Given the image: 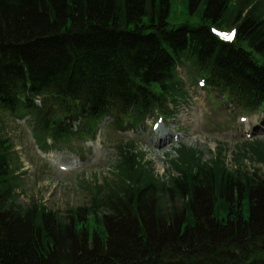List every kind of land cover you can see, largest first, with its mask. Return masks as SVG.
Masks as SVG:
<instances>
[{"label": "trees", "instance_id": "trees-1", "mask_svg": "<svg viewBox=\"0 0 264 264\" xmlns=\"http://www.w3.org/2000/svg\"><path fill=\"white\" fill-rule=\"evenodd\" d=\"M172 5L0 0V264H264V168H243L248 156L264 167V140L238 146L235 168L181 144L164 178L132 141L88 207L17 200L6 116L29 118L48 151L96 142L105 123L129 132L170 118L188 86L244 115L264 110V0H187L198 21L174 25Z\"/></svg>", "mask_w": 264, "mask_h": 264}, {"label": "rangeland", "instance_id": "rangeland-1", "mask_svg": "<svg viewBox=\"0 0 264 264\" xmlns=\"http://www.w3.org/2000/svg\"><path fill=\"white\" fill-rule=\"evenodd\" d=\"M186 3L187 0H173L169 23L198 21V18L188 14ZM187 91L188 99L170 118L154 114L145 120L141 129L129 132L115 130L105 123L99 128L97 142L79 140L74 147L63 146L48 151L35 142L29 118L21 121L6 116L3 130L15 151L12 167L21 174L17 200L27 206L31 203L44 205L47 211L62 214L72 208L88 207L92 197L90 186L116 180L118 147L132 141L136 150L145 157L144 162H148L146 166L159 178H164L172 172L169 160L175 155L174 149L181 144L198 149L206 161H211L221 152L227 165L235 168L237 163L234 158L239 147L244 143L264 140V110L244 115L229 102L210 95L202 85L188 86ZM163 120L167 124L166 131H171L175 138L164 148L165 152L152 145L150 139ZM48 144L52 146L53 143ZM52 154L72 156L77 165L60 172L59 166H54L48 157ZM248 157L243 166L246 171L264 168Z\"/></svg>", "mask_w": 264, "mask_h": 264}, {"label": "bare ground", "instance_id": "bare-ground-1", "mask_svg": "<svg viewBox=\"0 0 264 264\" xmlns=\"http://www.w3.org/2000/svg\"><path fill=\"white\" fill-rule=\"evenodd\" d=\"M167 124L163 120L162 124L157 125L156 131L154 132L151 139V144L161 150V152H165L164 148L168 143L175 140L174 134L171 131H166ZM52 161L54 166H59L60 172H65V170H70L74 166L77 165V161L74 160L72 156H61V155H49L48 156Z\"/></svg>", "mask_w": 264, "mask_h": 264}, {"label": "water", "instance_id": "water-1", "mask_svg": "<svg viewBox=\"0 0 264 264\" xmlns=\"http://www.w3.org/2000/svg\"><path fill=\"white\" fill-rule=\"evenodd\" d=\"M62 122L61 117L55 119L54 124L59 125Z\"/></svg>", "mask_w": 264, "mask_h": 264}, {"label": "snow or ice", "instance_id": "snow-or-ice-1", "mask_svg": "<svg viewBox=\"0 0 264 264\" xmlns=\"http://www.w3.org/2000/svg\"><path fill=\"white\" fill-rule=\"evenodd\" d=\"M227 39H229V40L232 39V36H228Z\"/></svg>", "mask_w": 264, "mask_h": 264}]
</instances>
